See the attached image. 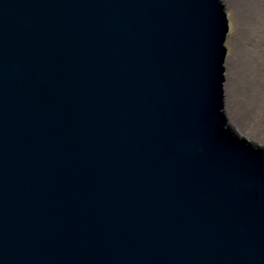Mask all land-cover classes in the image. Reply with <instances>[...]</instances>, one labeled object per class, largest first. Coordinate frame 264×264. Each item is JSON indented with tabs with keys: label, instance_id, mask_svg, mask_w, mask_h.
<instances>
[{
	"label": "water",
	"instance_id": "obj_1",
	"mask_svg": "<svg viewBox=\"0 0 264 264\" xmlns=\"http://www.w3.org/2000/svg\"><path fill=\"white\" fill-rule=\"evenodd\" d=\"M228 31L222 0H0V264H264Z\"/></svg>",
	"mask_w": 264,
	"mask_h": 264
},
{
	"label": "rangeland",
	"instance_id": "obj_2",
	"mask_svg": "<svg viewBox=\"0 0 264 264\" xmlns=\"http://www.w3.org/2000/svg\"><path fill=\"white\" fill-rule=\"evenodd\" d=\"M222 1L225 4L229 21V31L225 41L227 48L224 72L225 111L229 122L237 129L240 135L264 147V119L261 120L263 129L260 130V128L255 126L256 123L253 121L251 123L246 121L247 115L243 112L247 109L246 97L250 91L248 90V83H245L248 79L245 64L250 60L247 58L251 52L249 45L256 44V39L258 40L255 36H251V39L246 30L248 29L249 33L252 30L249 27L246 28V24L248 23L247 19L256 20L258 16L255 14H250V16L247 15L248 13L245 14L246 11L242 9L240 0ZM257 52H263L261 47L258 48ZM245 58L247 59L245 60ZM256 65V67L259 66L258 62H256ZM242 70L243 73H241ZM262 70L264 71V68Z\"/></svg>",
	"mask_w": 264,
	"mask_h": 264
},
{
	"label": "bare ground",
	"instance_id": "obj_3",
	"mask_svg": "<svg viewBox=\"0 0 264 264\" xmlns=\"http://www.w3.org/2000/svg\"><path fill=\"white\" fill-rule=\"evenodd\" d=\"M240 3L241 7H243L242 9L246 11L245 14L248 13L247 15L249 16L250 14H255L258 16L256 20L247 19L248 23L246 24V28L249 27L252 30L250 33L248 29L246 30L249 36H255L258 40L256 39V44L249 45L251 52L247 58L250 60L245 64L247 67L245 71L246 73L248 72V79L245 83H248V90L250 91L246 97L247 109L243 112L247 115V122L251 123L253 121L256 123L255 126L262 130L263 124L261 120L264 119V71L262 70L264 68V0H240ZM259 47L263 50L262 53L257 52ZM256 62H258L259 68L256 67ZM241 73H243V70Z\"/></svg>",
	"mask_w": 264,
	"mask_h": 264
}]
</instances>
